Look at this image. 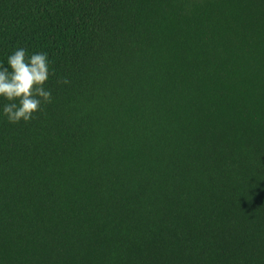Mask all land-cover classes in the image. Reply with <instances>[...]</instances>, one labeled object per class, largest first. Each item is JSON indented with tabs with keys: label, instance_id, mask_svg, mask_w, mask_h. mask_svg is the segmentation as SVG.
Masks as SVG:
<instances>
[{
	"label": "trees",
	"instance_id": "obj_1",
	"mask_svg": "<svg viewBox=\"0 0 264 264\" xmlns=\"http://www.w3.org/2000/svg\"><path fill=\"white\" fill-rule=\"evenodd\" d=\"M18 48L53 101L0 97V264H264V0H0Z\"/></svg>",
	"mask_w": 264,
	"mask_h": 264
},
{
	"label": "clouds",
	"instance_id": "obj_2",
	"mask_svg": "<svg viewBox=\"0 0 264 264\" xmlns=\"http://www.w3.org/2000/svg\"><path fill=\"white\" fill-rule=\"evenodd\" d=\"M55 70L46 52L28 54L25 48L16 49L7 59V66L0 63V97L3 115L9 123L31 121L43 106L52 103L51 90L46 87ZM57 83L68 84L67 78Z\"/></svg>",
	"mask_w": 264,
	"mask_h": 264
}]
</instances>
